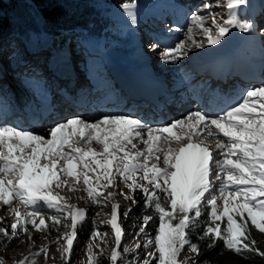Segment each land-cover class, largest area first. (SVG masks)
<instances>
[{
    "label": "snow or ice",
    "instance_id": "obj_1",
    "mask_svg": "<svg viewBox=\"0 0 264 264\" xmlns=\"http://www.w3.org/2000/svg\"><path fill=\"white\" fill-rule=\"evenodd\" d=\"M247 2L248 0H228L227 7L231 12ZM122 7L128 12L132 23H135L136 18L132 12L135 4L125 3ZM203 7L207 9L210 5L205 4ZM203 19L199 15L192 16L193 23L202 28L209 44H219L230 27L239 28L242 32L253 28L250 23H241L232 13L223 25L213 18L216 29L213 34L212 29L203 26ZM191 31L189 29V40L192 39ZM202 46L201 43L196 44L197 48ZM183 48L182 43L178 44L173 53H165V60L169 55L174 58L186 55V52L181 51ZM200 126H203V131ZM174 129L180 131L174 132ZM76 134L83 144L74 145L70 142ZM202 134L205 138L217 135L227 138L218 139L216 143L222 159L214 160L207 146H203L202 142H194V137ZM49 135L51 138L46 139L11 127L0 128V203L11 206L13 201H18L31 209L22 215L17 209L9 208L16 216V222L11 225L13 237L18 235V228L19 231L28 233L29 224L37 232L45 231L47 225L43 215L36 209L38 204L64 213L65 220H71L70 233L66 238L62 237L66 239L62 259L64 264H68L77 236V226L84 221L86 213L83 209L62 203L63 198L53 195L51 189L53 186H65L66 180H62V176L72 178L77 183L82 177L83 184L87 186L86 191L95 204L100 193L90 186L88 173L92 174L97 186H101L100 182L104 180L107 184L103 186L110 187L115 169V173L123 178L130 191L134 192L138 188L145 194L146 200L154 207L158 216L157 234L144 245L147 248L155 246V252L149 251L148 256L158 260V264H179L178 257L186 245L189 252L196 256L201 254L199 246L189 241L188 230L202 215L205 195L212 188L211 165L215 164V179L220 181L219 196L213 195L207 200L210 220L200 239L209 241L208 248L215 247L219 241L225 249L237 255L255 253L264 257V251L256 246L257 241L252 238L248 224L251 221V225L264 234V87L248 91L239 106L216 119H208L200 112H195L185 120H178L162 128L147 127L138 119L124 116L104 118L97 123L69 119L53 127ZM137 138L146 146V153L137 151L131 154L128 145L136 148L133 140ZM93 141L102 147L101 152L94 148L84 150V145ZM173 141L178 145L181 141L187 143L173 148L169 146ZM166 146H169L167 151ZM29 148L31 152L27 153ZM161 152L164 153L163 157L156 155ZM89 159L95 165L94 168L86 163ZM150 159L155 163L149 166ZM42 160L47 163L42 164ZM80 166L84 168L83 173L77 172ZM170 169L174 171H169ZM137 172H143L141 179L152 185L151 191L136 181ZM111 195L114 193H109ZM125 198L131 199L130 196ZM218 201L222 202V207ZM118 209L119 205H111L109 224L115 234L111 264H116L119 258L118 249L123 235L117 222ZM50 219L53 226L62 222L57 216ZM151 219L152 217H145L144 225L147 226ZM64 226L69 225L64 223ZM0 234L8 236V231L0 227ZM98 235V232H93V239ZM41 251L47 256L46 249ZM89 251L91 252V246ZM28 259L25 257L18 264H26ZM89 260L90 264H95L94 256H90ZM145 264H150V261H145Z\"/></svg>",
    "mask_w": 264,
    "mask_h": 264
},
{
    "label": "bare ground",
    "instance_id": "obj_2",
    "mask_svg": "<svg viewBox=\"0 0 264 264\" xmlns=\"http://www.w3.org/2000/svg\"><path fill=\"white\" fill-rule=\"evenodd\" d=\"M164 1L165 0H159ZM187 4L186 13H188V17L186 19L185 25H178L177 27L170 30L167 27H160V25H156L153 21H156L160 18V16L165 17V19H168L170 17L169 13H167V9L161 5V4H148L143 11L146 13L147 21L151 20L153 23V28H150V26L147 24V21H141L140 25L138 26L136 33L137 36L134 38V45L136 47L135 50V56L139 58V60L130 61V62H122L121 60L112 61L114 59L112 56H108L107 54L103 53L104 59L100 60V63L104 66V70L106 74L114 80L115 84L119 86L120 90L122 91L121 94L126 95L131 100H137L138 103H141L142 99L145 98L144 94H137L133 90L127 89L123 83V81H127L133 85H135L137 88H141L140 82L145 83L149 82L148 75L146 74V71L144 69L150 68L152 65H157L158 68V74H160L158 77L154 78L155 83H159V89L156 92V96L159 98L160 103L155 104L151 101V105L145 112L139 111L137 109H133L130 111H127L126 113H115L112 114L105 110H98L90 108V111H87L86 107L82 108L81 110L75 111L74 115L70 118L73 119H79L83 120L86 123H97L100 120L104 118H110L114 116H124L129 117L132 119H138L140 120L144 125L147 127L152 128H162V127H168L172 123L178 121V120H185L189 115L192 113H195L197 111H185L181 109V104H184L185 101L182 100V97L184 94L192 91H197L198 85L201 82V78L204 77V82H208L209 85H205V83H202V87L204 89L201 92L202 96H205L208 92H214L216 90V85L220 86L223 91H226V93H231L233 88L235 87V84L232 82H237L240 84V87L242 88L241 91L238 93V96L244 97L248 91L254 90L256 88L262 87V86H256L251 89L252 82L261 81L263 82L264 79L261 76H264V63L262 65H256V67H251L246 65L244 62V55H237L238 53H241V49L243 48V43H241L240 40H235L233 38L234 35H232L231 31L229 30L228 34L224 36L223 39H221L219 44H209L207 42L206 35H202L200 38H196L200 34H205L202 30V28L197 27L196 24L193 23L192 16L199 15L203 17V26L212 29L213 34H215L216 29L214 28L215 25L213 24V18H215L216 22L218 20V24L223 25L221 17L224 16L223 14L219 15L218 13L220 11L228 13L227 15L232 12H230L229 8L228 11L225 9V5L228 4V0H204L201 2L200 0H184ZM212 1V2H211ZM224 1V2H223ZM173 3L176 4V6H181V3L178 2V0H167L166 3ZM215 3V4H213ZM205 4L210 5L209 8L205 9L203 6ZM219 7L215 5H218ZM255 11L254 16L256 18V21L258 20V24L264 23V0H257L255 2ZM224 6V7H223ZM220 11H219V10ZM142 10V9H141ZM142 11V12H143ZM159 11V12H158ZM143 12V13H144ZM143 13L140 14V16L143 15ZM136 15H138L136 13ZM212 16V17H211ZM211 17V20L208 19ZM116 20L123 21L124 19L126 21H131V18L129 15H127V12L124 10H121L119 12V17H115ZM168 23V22H167ZM257 24V30L263 29L262 33L258 35V40L260 41L261 49L264 50V24L258 25ZM195 29L197 32H200V34L192 33L193 35L192 39H188L189 35V29ZM166 29V30H165ZM162 30L163 34L161 31ZM200 30V31H199ZM129 31H133L131 28H129ZM36 33V34H35ZM34 37H30L27 40L26 46L29 48H32L34 42L29 43V39H33L34 41L37 39V43L34 45H37L38 50H31L26 52V55L24 56L20 48H15L14 51L18 52V58L16 59L15 55L13 57H8L7 59L4 56L2 52L0 53V89L5 91L7 93V97L0 98V128L8 127L9 123L15 119V117L18 114L25 115V112L27 114V117L25 116L26 123L23 126V131L31 132L34 135H41L45 137L46 139H50V135L47 131V127H45V124L43 122H36L31 121L29 123V112L28 109L30 108L31 99H29V96L21 90L19 83L17 82V77H14V74L12 73H5V72H11L13 71V66L16 64L19 68H21L24 65L40 70L39 63L41 62L42 66H45L48 68V71H46L45 76L50 79H57L54 80V83H58L60 91V94L62 93L63 97L69 98L66 93L68 92H62V87H65L67 90H71L76 85H84L87 81V72L89 69L90 61H93V59L97 60V57L95 55L87 56L84 53L83 44L84 42H78L75 43H69L66 39L60 40L62 41L61 46L58 45V40L53 39L52 46L50 48L49 45H46L48 38H61L60 35H54V34H45L42 32H39L40 35H37V32H33ZM45 34V35H44ZM182 37V39L177 40L178 37ZM195 36V37H194ZM236 36V35H235ZM247 44H244V48L246 47L248 50L250 48L252 37L250 36H244L243 39H245ZM158 39L162 42H166L165 46H163V50L167 47L174 46L176 44H191V49L184 46V48L181 50L182 52H186L188 54H192V52H196V57L190 60V57H181L180 60L182 63H186V65H183L185 68L184 73H181V78L175 77L172 73L177 72V68L173 67L170 69H165L164 71L167 73V75H170V79L166 76L165 72H161L162 67L165 66L167 63L162 62V58L165 56L157 55L158 53H155L156 56L151 55V53H154L155 51L160 52V48L162 49V45H154L153 40ZM71 40V39H70ZM177 40V41H176ZM177 42V43H176ZM67 43V45H66ZM201 43L203 46L197 48L196 44ZM150 46V50H148V46ZM70 45L68 48H70V51H67V46ZM137 45V46H136ZM42 46H49L44 51L42 50ZM87 46L90 48L92 52H95L93 47L89 43H87ZM177 46V45H176ZM28 49V48H27ZM147 50V52H146ZM150 51V53H149ZM260 51V48H259ZM69 52V53H67ZM162 52V51H161ZM248 52V51H246ZM243 50V53H246ZM261 52V51H260ZM29 53V54H28ZM150 54V55H147ZM75 54L76 58L74 61H68L66 58L68 55ZM171 54V53H170ZM229 54H233L232 56H228ZM30 60H26L28 56ZM187 55V54H186ZM133 57V56H131ZM16 59L15 62H12L11 59ZM63 58V59H62ZM179 58V57H178ZM177 58V59H178ZM6 59V60H5ZM67 59V61H66ZM127 59V58H126ZM176 58H173L170 63L172 64H178ZM5 60V61H4ZM62 61V65L58 64L59 61ZM133 60V59H132ZM223 60H230L232 63L231 67H229L222 76H219V72H214L213 68L216 65H219L221 61ZM189 61V62H188ZM7 62V63H6ZM168 62V61H167ZM193 62L194 64H191ZM153 63V64H152ZM181 66V65H180ZM116 67V68H115ZM181 67V68H183ZM180 68V69H181ZM254 68L256 70L255 73H251V69ZM118 69V70H116ZM163 71V70H162ZM180 72V71H179ZM192 72V73H191ZM178 76L179 73H177ZM188 77V78H187ZM263 79V80H262ZM237 80V81H236ZM127 83L125 82V85ZM215 84V85H214ZM256 85V84H255ZM260 85V84H259ZM45 89V90H44ZM36 90L41 93L45 94V91H48L50 93L49 87H44L43 85H39L36 87ZM59 91L53 90V92H57L59 94ZM150 95L154 94V91H149ZM190 95H185V97H188ZM237 96V98H238ZM19 97L18 101L16 98ZM148 100H151V98H147ZM207 101V100H206ZM30 102V103H29ZM234 104H238L236 101ZM144 105V104H142ZM180 107H177V106ZM231 109L228 108V111ZM227 111V112H228ZM148 112V114H147ZM226 112V113H227ZM201 114L205 115L208 119H216L219 118L222 115H225L224 108L217 109L216 111L209 112L206 110H203ZM31 115V114H30ZM33 118V117H32ZM67 120L62 121L63 123ZM200 130L203 131V126H200ZM174 132H179V129H174ZM69 134L71 135V130H69ZM144 138H147V134H144ZM171 139V138H170ZM226 140L227 138L223 137L222 135L217 136H211L205 138V136L202 134L200 137H194V142L201 143L203 146H207L210 151L212 152L213 159L219 160L221 159L220 152L216 148L217 140ZM74 145L83 144L84 142L81 141L78 134L72 136V139L70 141ZM133 143L137 145L136 148H132L131 145H128V148L131 152V154H135L137 151L145 152L147 151V148L144 144L141 143L140 139H134ZM187 143V141H181L180 145ZM180 145L176 144L175 141L172 142L170 147H179ZM169 146L165 147V151H167V148ZM88 148H94L97 152L102 151V147L98 144H96L95 141H93L91 144H85L84 150L87 151ZM68 149H66L67 151ZM27 153L31 152V148L26 150ZM122 155V153H121ZM156 155H160L163 157L164 153H156ZM101 158V157H98ZM47 163V161H45ZM86 163H88L90 166L94 168V164L92 163L91 159H89ZM155 163L154 160L149 161V166ZM163 166L162 164L160 165ZM212 168V175H211V184L212 188L209 193H206L204 202H207L208 199H210L213 195L219 196V187H220V181L215 179V176L217 174V169L215 164L211 165ZM83 166H80L77 168L78 173H83ZM169 171H174L173 169H170ZM89 174V173H88ZM91 175V174H90ZM62 180H66L65 186H62L60 188H56L53 186L54 190H52L53 194L59 197L63 198L64 203L67 204H73L69 205L71 207L77 208V207H83L86 204V197L80 193H86V187H84L83 180L81 177V180L79 183H77L74 179H71L70 181H67L66 177H61ZM142 180L141 182H143ZM74 189V190H70ZM70 192V195L67 196L65 192ZM114 197H119L118 194H116ZM7 210V206H5ZM4 207V208H5ZM4 208L0 210V215L3 214ZM11 212V210H9ZM43 211V210H39ZM87 217V215H86ZM85 217V218H86ZM79 225V224H78ZM61 242V241H60ZM121 247V246H120ZM136 251H132L129 255L134 256L136 255ZM83 260H86L87 253H84Z\"/></svg>",
    "mask_w": 264,
    "mask_h": 264
},
{
    "label": "rangeland",
    "instance_id": "obj_3",
    "mask_svg": "<svg viewBox=\"0 0 264 264\" xmlns=\"http://www.w3.org/2000/svg\"><path fill=\"white\" fill-rule=\"evenodd\" d=\"M201 2H203V1H201ZM254 2H255L254 0H250L247 5H241V6L234 8L232 10V13L233 12L235 13V10L238 9V11L236 12V18L241 23L247 22V23L252 24L253 19H254V5H253ZM216 6L219 7V4L215 5L214 8H216ZM116 8H117V6H111L110 7V9H112V10H114ZM107 16L110 19H113L116 22V24L123 26V24L119 20H116L110 12L107 13ZM211 17L208 18V19H210V21H212ZM217 22H218V20H217ZM229 30L231 31L232 35L234 34L233 38L235 40H240L241 43H243V48L241 49V53L237 54L238 56L242 55V57H243V55H244V54H242L243 50L245 52L249 51L246 47L244 48V44H247L246 41L244 42V40H246V38L243 39L241 36H235L236 34H235L234 29L232 27H230ZM41 32H43V31H41ZM196 32H197L196 30H192V33H196ZM32 33L33 32L29 33V35H28L29 38L34 37V34H32ZM197 33L200 34V32H197ZM47 34L50 35L51 33H47ZM37 35H40V34L37 33ZM202 35H205V34H200L196 38H200ZM21 37H23V36L13 35L6 40L0 41V51L3 54H5L4 56L6 57V59H7V56L13 57L14 55H15L16 59L18 58V52L14 51V50H15V48L19 47L20 43H22L21 40H23V38H21ZM182 37L183 36L178 37L177 40H179L180 38L182 39ZM192 37H193V35H192ZM76 38H77V36H74V34L71 32L65 36H62V39L50 37V38H48V40L45 44L49 45L51 48L52 43L54 42L53 39H57V40L58 39H60V40L66 39V41L67 42L69 41V43H75V41L79 40ZM60 40H58V42ZM37 41H39V40L36 39L34 41L33 39H29V43L34 42V44H35V43H37ZM86 41H88V40H86ZM89 42H91L94 46L96 45L98 47L96 49H98V50L102 49V52L107 54L108 56H112V57L114 56L113 57L114 59H112V61L121 60L122 62L125 61L128 63L130 61H135L137 59L139 60V58H137V56H135L136 47L134 45V38H132V32L129 31L128 29H125V31L123 33V37L119 38L116 43H112L110 39L104 43V41L99 37H95L92 40H90ZM61 43H62V41H60L58 43V45L59 44L61 45ZM78 43L80 44V42H78ZM34 44H33L32 48H29L30 45H27L29 47L21 46L22 52H19V53H22L25 56L26 52L29 51V49L38 50L37 45H34ZM81 44H82V42H81ZM66 45H67V43H66ZM176 45H178V44H176ZM176 45L167 47L164 50H163V46H161L162 49L161 48L159 49L160 52H157L158 51L157 50L154 53H151V55L156 56L155 53H158L157 55L165 56V53H173V51L176 48ZM49 46H42L43 47L42 50L44 51ZM69 46L70 45H68L66 48V49H68L67 51H70V48H68ZM150 46H152V45L150 44L148 46V50H150ZM184 46L187 47L188 49L192 48L190 43L188 46H187V44H184ZM146 52H147V50H146ZM67 53H69V52H67ZM149 53H150V51H149ZM147 55H150V54L147 53ZM232 55L233 54H229L228 56H232ZM131 56H133V57H131ZM196 56H197L196 52L195 53L192 52V54L187 53V55H181V56H179L178 59L176 58L178 61V64H172V65H171L170 61L174 58L173 55H169L167 60H165V58L163 57L162 62L167 63V64H165V66L162 67L161 72H165L166 71L165 69H170V68L176 67L178 70H177V72L172 73V75L174 74L175 77H178L177 80H179V77L181 78V75H183L181 73H184V71H185V68L183 67V65H186V63H182L180 58L181 57H185V58L190 57L189 61H192V59H194ZM66 58L68 59V61L69 60L74 61V59L76 58V55L75 54L68 55ZM16 59L13 58L11 60H12V62H15ZM67 59H66V61H67ZM98 59L101 60L102 58L98 57ZM63 61L64 60H62V61L60 60L58 62V64L62 65ZM191 64H194V63L191 62ZM181 67H183V68H181ZM116 70H118V69H116ZM9 72H5V73L9 74ZM177 73H179L180 76H178ZM165 74L170 79V77H169L170 75H167L166 72H165ZM261 77L264 79V76H261ZM252 84L253 85H251L252 86L251 89L253 87H256L257 85L264 87V81L263 82L256 81V82H252ZM244 98H246V95L243 97V99ZM239 104L237 106H239ZM221 159H222V157H221ZM41 163L43 164V163H45V161L42 160ZM83 172H84V170H83ZM90 174L91 173L88 174L90 177V180H91L90 186L96 188V191L98 193H100V195L97 197L98 202L94 204L92 202L91 198L89 197L88 192L80 193L86 197V204L83 207H77V208L83 209L85 211L86 215L88 216V207L87 206H89L91 208V206L106 204L107 209L104 210L101 213V215L103 216V221H104L103 227L107 229V232L106 231H95V232H98L99 235L96 236L95 239H93V236L91 235L83 243L80 251L74 250V245L76 244V241L79 239V235L77 234L76 240L73 243V249H72V252L70 254L68 264H90V260H89L90 256L95 257V264H98V262L103 263V264H111L110 257H111L113 248H115V239H114L115 234H114V231L111 229L110 224H109V221L111 219V205L112 204L119 205L118 221L117 222H118V224L121 227L122 232H123V235L121 238V245H120L121 247L118 249L119 258H118L116 264H145V261H150L151 258L148 256V252L149 251L155 252V246L153 245L151 248H147L144 245L152 237H150L148 232H146L145 229L143 228L142 220L137 221L136 218H133L136 216H131V215H136L138 206L140 205L136 195H139L140 193L142 195H145V194L142 191H140V189H138V188L135 190L136 193L130 191L129 188L124 183L123 178L115 173V169H113V177H114L113 184L110 187H104L103 186V185L107 184V181H104V180H101V182H100L101 186H97L94 177L92 176V174L91 175ZM142 176H143V172H137L136 181L138 183L143 184L145 187H148L149 190L151 191L152 185L147 184L146 181L141 182ZM68 180L70 181L71 179L67 178V181ZM128 183H131V181H129ZM84 187H87V186L84 185ZM51 190H54V188L52 187ZM109 193H114V195L109 196ZM65 194H67V196H69L70 192L66 191ZM116 194H118L119 197H114ZM126 196H130L131 199H126L125 198ZM133 200H135V203H133ZM62 203H64V202H62ZM218 204L222 207L221 201H218ZM67 205H73V204H67ZM5 206L6 205H4L3 203H0V210L3 209ZM10 207L17 209L22 215L26 214L27 211L31 210L30 208H26L24 205L20 204L18 201H13V204L11 206H7V210H5L6 209V207H5L3 214L0 215V227H4L6 230H7V227L11 228V225L16 222V216L14 215V213L12 211L11 212L9 211ZM36 209L38 211L43 210V211H39V212L44 213V215L43 214L42 215L45 219V223H47V221L49 220L48 216H50L52 214H56V215L58 214V212H56L55 209H49L46 205H42V204L36 205ZM206 209L208 210V214H209L210 207L208 206L207 202L203 203V205H202V210H206ZM125 212H127L126 216L124 215ZM59 214H61L62 219H64V223H67L69 226L65 227L64 223H63L62 228L55 235H51L50 232L47 230H45L44 233L37 232L32 227V225L29 224V228H28L29 231H28V233H25L24 244L20 247H9L7 245V243H8V238L12 237L11 232L8 233V236H4L1 234V236H0V261H3V264H18V262L20 260H23L25 257H28L29 259L26 262V264H33V262H34V264H64V260L62 259V252H63V246L66 244V239H62V237L66 238L67 235L70 233V231H71V227H70L71 220H70V218L65 220L66 214H64V213H59ZM38 222L39 221L37 220V223ZM78 226H77V228H78ZM141 229H143V231H141ZM137 245H139V247H137ZM89 246H91V252L89 251ZM42 249L47 250V256H45L44 252L41 251ZM132 251H136L137 252L136 255L130 256L129 254ZM37 253H39V255H35ZM84 253H87L86 260H83V257L85 256ZM156 255L158 256L159 254L156 253ZM179 260L183 264H193V255L185 247V249L180 253ZM195 264H197V263H195Z\"/></svg>",
    "mask_w": 264,
    "mask_h": 264
},
{
    "label": "trees",
    "instance_id": "obj_4",
    "mask_svg": "<svg viewBox=\"0 0 264 264\" xmlns=\"http://www.w3.org/2000/svg\"><path fill=\"white\" fill-rule=\"evenodd\" d=\"M132 0H0V41L6 40L13 35L28 37L30 32H39L65 36L73 33L75 36L87 38H101L104 43L111 40L116 43L123 37L124 28L113 19L107 16L111 6H120ZM249 2V0H248ZM247 2V4H248ZM246 4V5H247ZM81 28V29H78ZM136 193V191H134ZM159 194V193H158ZM140 205L138 206L136 218L142 220L143 228L154 238L159 226L158 216L154 207L146 200L141 193L136 195ZM88 207V216L79 224L77 234L79 239L74 245L75 251H80L83 243L95 231H106L103 227L104 221L101 213L107 209L106 204ZM52 216L61 218L59 225L53 226ZM152 217L147 226L144 225V218ZM45 230L51 235H55L63 226L64 219L61 214L48 216ZM239 219V218H237ZM210 216L208 210H202V215L198 218L194 226L188 230V239L200 248V255H193V261L197 264H264V257L255 253H244L237 255L223 247L222 242H216L215 247L208 248L207 239L201 240L205 228L208 226ZM219 223V222H218ZM249 229L253 239L257 241V247L264 251V234L259 233L251 221H248ZM224 226L223 224L221 225ZM29 228V225H27ZM11 230V228H10ZM45 232V231H44ZM41 232V233H44ZM1 236V234H0ZM25 233L19 231L15 237H9L7 245L9 247H20L24 244ZM23 241V243H21ZM187 248V245L185 246ZM98 264H103L98 262ZM150 264H158V260H150Z\"/></svg>",
    "mask_w": 264,
    "mask_h": 264
}]
</instances>
